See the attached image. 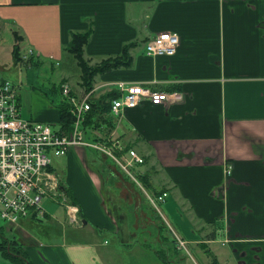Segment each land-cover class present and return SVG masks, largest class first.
I'll list each match as a JSON object with an SVG mask.
<instances>
[{"label": "crops", "instance_id": "obj_1", "mask_svg": "<svg viewBox=\"0 0 264 264\" xmlns=\"http://www.w3.org/2000/svg\"><path fill=\"white\" fill-rule=\"evenodd\" d=\"M85 31L91 32L84 48L91 65L93 58L115 57L127 45L133 59L130 68L97 76L90 98L127 82L180 92L184 100L146 101L127 109L120 121L115 118L109 133L104 127L88 131V141L117 142L116 153L126 151L120 156L135 150L144 163L130 173L93 148L75 147L53 159L61 188L80 210L82 227L62 233L48 216L52 223L45 232L51 245L46 246L22 227L36 220L10 225L27 264H33L30 246L42 248L45 262L34 250L40 264L64 259L76 264L70 248L98 246V229L123 236L121 246L142 251L144 244H134L139 231L157 227L147 212L152 209L149 196L163 193L168 194L169 217L190 245L207 247L222 232V243L232 245L240 264H264V0H0V56L15 67L24 63L22 51L29 47L40 53L29 63L47 59L60 66L72 34ZM162 32L180 37L177 53L148 56L146 42ZM5 35L12 41L6 42ZM17 45L20 61L13 56ZM6 72L0 63V82ZM60 75L51 91L34 85L21 91L25 119L61 128V85L69 78ZM71 87L82 95L76 84ZM155 191L162 194L155 196ZM16 261L0 253V264H22Z\"/></svg>", "mask_w": 264, "mask_h": 264}, {"label": "built area", "instance_id": "obj_2", "mask_svg": "<svg viewBox=\"0 0 264 264\" xmlns=\"http://www.w3.org/2000/svg\"><path fill=\"white\" fill-rule=\"evenodd\" d=\"M179 45L180 37L176 33H157L146 42L145 52L151 57L174 56ZM39 57L40 53L30 47L21 56L26 63ZM114 86L120 93V97L111 104V112L117 121L124 117L127 109L136 108L146 101L167 104L184 100L180 92L154 91L141 83L119 82ZM61 93L73 117V123L66 131L53 130L49 123L25 119L18 87L7 80L0 82V220L10 225L18 226L25 219L40 221L47 218L49 215L42 204L45 199L60 202L71 224H82L78 206L71 203L52 167L54 157L66 156L72 148L87 147L101 151L127 173L135 165L144 163L132 149L125 156H117V142L87 140L84 122L90 110L91 92L77 95L66 82L61 85ZM231 169L232 166L227 167L228 175ZM167 195L149 196L150 203L158 209V201L165 202ZM185 246L186 242L181 240L179 248Z\"/></svg>", "mask_w": 264, "mask_h": 264}, {"label": "rangeland", "instance_id": "obj_3", "mask_svg": "<svg viewBox=\"0 0 264 264\" xmlns=\"http://www.w3.org/2000/svg\"><path fill=\"white\" fill-rule=\"evenodd\" d=\"M5 39L6 42H8V40L10 42L12 41V38L10 37L9 39L8 35H5ZM103 58L105 57L93 58L92 65H96ZM0 63L4 64L6 71H8L3 73L1 78L16 85L19 94L23 90L27 91L28 89L26 87H30L31 85H34L37 88L50 89L51 91L53 86L58 87L61 72H64V74L68 76L69 80L66 81L67 83L70 85L71 83L76 84L80 88L81 93L86 92L85 88L81 85V71L77 66V62L68 53L63 55L60 66H58L55 61L40 59L28 64H25L26 62H24L20 67H15L6 56L4 57V55L0 56ZM97 81L101 82L99 78ZM54 96L59 98L58 93H55ZM50 125L53 130L60 129L59 125ZM94 154L98 155L97 152ZM134 171L135 170H133V173ZM42 204L47 214L54 219L55 225L59 227L60 231H63L62 233L76 230L74 227H82L77 224H71L68 221L66 209L60 202L45 199ZM157 206L158 209L152 205L150 212L147 210L149 216L157 226L155 227L156 229L152 226L141 229L138 233L139 237L135 239L137 241H134V244L140 243L145 245V247H141L142 251H140L139 247L136 249L123 247L120 244L124 240L123 236L116 237L112 232L105 229H98V235L102 237L98 241V246L70 248L72 258H75L74 260L76 261V264H210L211 259L207 255L206 250H211L212 254L219 259L220 264H240V258L235 253V250H233L232 245L222 243L226 236L224 233H217L216 241H214L215 243H211L207 247L205 246V249L195 248L190 245L187 237L178 230L172 219L169 217L164 202L158 201ZM129 218L132 220L133 216H130ZM35 222L38 223H35L34 225L28 222L22 224L24 231L38 237V242L50 246L51 237L49 233L45 232V229H47V224L51 225V220L45 218ZM9 226L10 224L7 221L0 220L2 233V235L0 233V243L3 241V238L9 241L19 239V235L16 234V231H11ZM78 239L81 240V238ZM158 239L160 242H158ZM181 240L186 242L184 248H179ZM58 242H63V239L58 240ZM34 250L39 259L45 262L46 260L39 255V251H41L42 248H39L38 246H30L28 251L31 262L33 264H40V262L35 259ZM99 258L100 261L98 263L95 260H99ZM66 263V259H64V263L61 262L59 264ZM70 264L75 263L71 262ZM246 264L252 263L247 261Z\"/></svg>", "mask_w": 264, "mask_h": 264}, {"label": "trees", "instance_id": "obj_4", "mask_svg": "<svg viewBox=\"0 0 264 264\" xmlns=\"http://www.w3.org/2000/svg\"><path fill=\"white\" fill-rule=\"evenodd\" d=\"M91 38V32H76L71 36V40L67 45V52L71 55L77 62V66L81 71V85L86 89L87 92H91L94 88L95 78L99 75L105 74L106 72H112L118 69L130 68L133 63V59L129 54L131 46H124L122 52L115 56L109 57L108 59L102 60L96 65H91L88 60L84 57V48L89 43ZM13 56L20 61V47L17 45L13 49ZM120 93L114 89L98 97L90 98V110L87 114V118L84 122V128L86 134L88 131L100 130L106 128L107 133L115 129V117L111 112L112 101L119 98ZM73 123V117L69 111V104L64 102L61 106V128L60 130H69ZM126 151L121 153H116L117 156L124 154ZM139 182L142 186L150 191L151 187L148 181L140 177ZM162 194L161 192L155 191V196L157 194ZM1 233V228H0ZM2 235V233H1ZM204 244V243H203ZM205 247V246H204ZM21 244L18 241H9L3 238L0 243V253L5 257V259L15 261V263L22 262V264H27L28 259L22 254ZM205 249V248H204ZM207 255L211 259V264H219L216 256L212 254L210 250H206Z\"/></svg>", "mask_w": 264, "mask_h": 264}, {"label": "bare ground", "instance_id": "obj_5", "mask_svg": "<svg viewBox=\"0 0 264 264\" xmlns=\"http://www.w3.org/2000/svg\"><path fill=\"white\" fill-rule=\"evenodd\" d=\"M61 177V176H60Z\"/></svg>", "mask_w": 264, "mask_h": 264}]
</instances>
